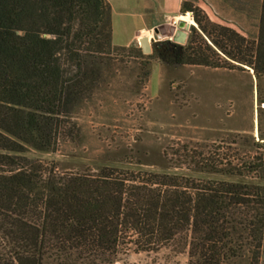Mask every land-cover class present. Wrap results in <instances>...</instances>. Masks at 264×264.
Wrapping results in <instances>:
<instances>
[{
  "label": "trees",
  "instance_id": "trees-1",
  "mask_svg": "<svg viewBox=\"0 0 264 264\" xmlns=\"http://www.w3.org/2000/svg\"><path fill=\"white\" fill-rule=\"evenodd\" d=\"M188 11L225 56L264 76V0L254 40L183 0ZM169 43L156 51L176 63L224 65L194 26L185 45ZM119 47L131 46L114 45L108 0H0V264H116L128 241L139 251L172 244L188 252V264H260L262 183L113 167L60 171L24 154L54 151L71 135L74 110ZM261 140L239 136V155L187 152L182 164L264 181Z\"/></svg>",
  "mask_w": 264,
  "mask_h": 264
},
{
  "label": "rangeland",
  "instance_id": "rangeland-1",
  "mask_svg": "<svg viewBox=\"0 0 264 264\" xmlns=\"http://www.w3.org/2000/svg\"><path fill=\"white\" fill-rule=\"evenodd\" d=\"M191 1L211 22L233 28L250 40L257 38L261 0ZM187 13L195 21L188 37L194 26L216 49L192 11L181 12L173 25L160 26L158 34L151 31L156 39H152L150 54L143 52L139 40L126 49H113L101 81L73 112L71 135L61 139L54 151L28 148L24 154L60 171L98 172L113 167L264 184L182 164L187 152L221 150L239 155V136L258 141L264 135V102L260 99L264 100V76L258 77L254 68L218 48L220 56L212 55L222 59L221 67L176 63L170 53L156 51V43L167 39L172 50L187 43L188 38L185 42L175 38L183 29L181 20L187 21L181 16ZM209 31H214L212 25ZM188 259L187 251L180 252L172 244L139 251L128 241L116 264H188ZM260 264H264V239Z\"/></svg>",
  "mask_w": 264,
  "mask_h": 264
},
{
  "label": "crops",
  "instance_id": "crops-1",
  "mask_svg": "<svg viewBox=\"0 0 264 264\" xmlns=\"http://www.w3.org/2000/svg\"><path fill=\"white\" fill-rule=\"evenodd\" d=\"M112 6L114 45L135 44L143 35L156 37L162 25L175 24L181 15L183 0H108ZM177 34V32H176Z\"/></svg>",
  "mask_w": 264,
  "mask_h": 264
},
{
  "label": "water",
  "instance_id": "water-1",
  "mask_svg": "<svg viewBox=\"0 0 264 264\" xmlns=\"http://www.w3.org/2000/svg\"><path fill=\"white\" fill-rule=\"evenodd\" d=\"M193 24L194 23H189L185 20H181L180 27L183 28L184 30L181 29V30L177 31L175 38L178 42H185L186 41V39L188 38L187 32ZM152 39L153 38L147 34L143 35L139 38L140 47L142 48V50L145 54H150L152 52ZM156 42H159V41H156Z\"/></svg>",
  "mask_w": 264,
  "mask_h": 264
},
{
  "label": "bare ground",
  "instance_id": "bare-ground-1",
  "mask_svg": "<svg viewBox=\"0 0 264 264\" xmlns=\"http://www.w3.org/2000/svg\"><path fill=\"white\" fill-rule=\"evenodd\" d=\"M181 17L187 19V21H188L189 23H195L194 19H193L192 16L190 15V13L184 14V15H182Z\"/></svg>",
  "mask_w": 264,
  "mask_h": 264
}]
</instances>
